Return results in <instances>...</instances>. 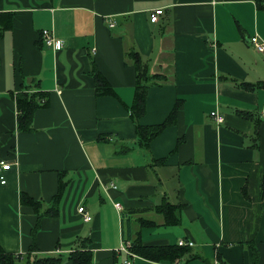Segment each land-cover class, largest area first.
Instances as JSON below:
<instances>
[{
  "label": "crops",
  "instance_id": "1",
  "mask_svg": "<svg viewBox=\"0 0 264 264\" xmlns=\"http://www.w3.org/2000/svg\"><path fill=\"white\" fill-rule=\"evenodd\" d=\"M260 1L0 0V11L14 13L0 38V160L10 164L0 183V246L16 253L32 242L37 218L20 203L22 192L55 204L57 214L39 220L35 243L43 252L68 253L76 237H89L91 264H124L125 241L161 246L181 238L195 243L191 253L160 262L136 255L131 264H205L189 254L209 264H254L242 245L252 241L256 264H264V52L250 42L253 34L264 40ZM43 29L61 40L60 49L39 41ZM131 45L150 72L166 75L149 86L139 123L162 122L182 99L176 123L146 151L127 109ZM93 66L116 96L95 94ZM230 78L263 86L245 91ZM26 86L46 92L48 105L36 110L32 131H18L11 92ZM60 177L65 185L54 201ZM164 198L181 205L180 224L162 225L154 209Z\"/></svg>",
  "mask_w": 264,
  "mask_h": 264
},
{
  "label": "trees",
  "instance_id": "2",
  "mask_svg": "<svg viewBox=\"0 0 264 264\" xmlns=\"http://www.w3.org/2000/svg\"><path fill=\"white\" fill-rule=\"evenodd\" d=\"M259 7L264 10V0L260 1ZM14 13L0 11V38L4 35L5 31L12 28ZM39 41L42 42L41 32L39 33ZM124 42L131 43V37L125 38ZM126 63L132 65L135 69V85L133 91V100L131 105L127 108L129 112V118L134 124L136 141L138 146L143 150H148L150 141L154 139L164 128L176 123L178 111L182 105V99H175L174 105L165 119L157 124L141 125L139 119L145 114L146 111V99L148 94V88L153 83H159L166 79V75L162 73H152L148 69V64L141 57L138 50L134 45L129 46L125 52ZM91 75L95 83V94L96 95H112L116 96L114 89L105 79V77L99 72L95 66H93ZM230 81L243 89L254 91L257 88L263 86L262 83H250L246 81H237L234 78H230ZM39 81H36L38 83ZM46 92L43 91H31L28 87H22V89L16 93L11 92V97L15 101L17 116L16 125L18 131H32L33 130V118L37 109L46 107L48 105V98ZM243 116L250 117L247 112H242ZM179 140H177V144ZM128 147H124L121 151H126ZM165 162V158L153 159L149 167L153 168L157 165H162ZM260 179V195L264 199V169L262 171ZM65 182L59 179L58 189L56 194L52 197L54 201L58 200L61 192L64 188ZM245 194V186L242 188ZM20 203L23 205L30 206L36 215V224L31 230L32 242L24 252H9L4 250L0 246V264H62L65 260L71 262V264H91L92 262V251L89 249L90 238L89 237H76V247L64 256L62 252L52 251L43 252L41 251L36 243L35 236L37 234L39 220L47 215H56L57 210L53 203L48 207L44 204L43 200H35L28 196L26 193H20ZM180 204H173L167 199L155 206L157 213L162 218V225L172 226L178 225L181 222ZM149 225H158L154 221L143 222ZM242 245H248L252 249V255L254 257V264L257 263V250L252 241L242 242ZM130 250L140 257L147 260L160 262L169 261L175 257H182L187 253H191V249L188 246H178L177 244H167L161 246L144 245L142 244L139 237L135 239L130 247ZM190 258H200L205 264H209L200 255L189 254ZM220 261L221 258L217 256Z\"/></svg>",
  "mask_w": 264,
  "mask_h": 264
},
{
  "label": "built area",
  "instance_id": "3",
  "mask_svg": "<svg viewBox=\"0 0 264 264\" xmlns=\"http://www.w3.org/2000/svg\"><path fill=\"white\" fill-rule=\"evenodd\" d=\"M163 10L161 8L155 9L151 14H150V21L151 22H156L158 21V17L160 14H162ZM111 26L113 24H110ZM41 38H42V42L43 44H45V46L47 45L48 47H52L54 50H58L62 47V42L61 40L57 39L54 37L53 33L51 30H41ZM250 42L253 46V48L258 52H263L264 51V40L262 38H260L257 34H253L250 37ZM210 116L212 117V119L214 120L215 123H219L222 122L223 117L218 114L216 111H212L210 112ZM10 168V164L7 162H4L2 160H0V183H4L5 182V178H4V172L6 170H9ZM114 207L116 209H120L121 205L120 203L116 202L114 203ZM77 211L81 213L82 218L84 221H89L91 220L92 216L84 209L83 206H78ZM177 244L179 246H188V247H193L195 245V243L192 240H184V239H179ZM131 247V242L129 241H125L121 247H120V251L124 252L127 256V259L124 261V264H131L129 257H134L135 254L130 250Z\"/></svg>",
  "mask_w": 264,
  "mask_h": 264
},
{
  "label": "rangeland",
  "instance_id": "4",
  "mask_svg": "<svg viewBox=\"0 0 264 264\" xmlns=\"http://www.w3.org/2000/svg\"><path fill=\"white\" fill-rule=\"evenodd\" d=\"M263 52H264V51H263ZM263 52H262V53H263ZM261 114L264 115V105H263V109H262ZM222 122H223V120H222ZM177 242H178V241H177ZM177 245H178V244H177ZM178 246H179V245H178ZM62 253H63L64 256H67V252H66V251H62ZM134 254H135V253H134ZM136 255H137V254H135V256H136ZM126 257H127V256H126ZM130 258H133V257H129V260H130ZM126 259H127V258H126ZM126 259H125V260H126ZM125 260H124V261H125ZM130 262H131V261H130Z\"/></svg>",
  "mask_w": 264,
  "mask_h": 264
}]
</instances>
